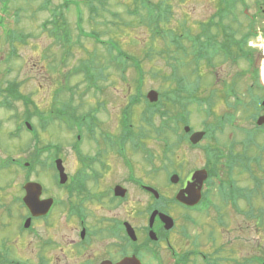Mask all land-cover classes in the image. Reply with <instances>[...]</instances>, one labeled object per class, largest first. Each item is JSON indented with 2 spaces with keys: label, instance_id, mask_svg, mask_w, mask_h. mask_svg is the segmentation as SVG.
I'll return each instance as SVG.
<instances>
[{
  "label": "flooded vegetation",
  "instance_id": "af4514ba",
  "mask_svg": "<svg viewBox=\"0 0 264 264\" xmlns=\"http://www.w3.org/2000/svg\"><path fill=\"white\" fill-rule=\"evenodd\" d=\"M240 58L246 59L233 56ZM224 94V115L215 116L212 103L204 128L181 135L177 146L187 143L194 151L177 161L163 136L164 103L147 105L143 127L136 129L129 117L117 120L119 134L98 135L100 120L95 125L90 119L89 127L81 118L72 160L62 158L63 176L51 164L15 172L22 177L19 195L0 200V264H264V247L248 256L236 246L246 244L240 242L249 223L259 235L264 222V122L258 123L264 116V73L237 71ZM151 108L158 111L153 118H161L159 152L147 151ZM195 131L206 134L192 144ZM46 170L53 171L49 183L34 177ZM29 181L41 184L38 199L48 205L43 212H32L24 202ZM185 190L195 204L177 199ZM14 210L16 229L7 233Z\"/></svg>",
  "mask_w": 264,
  "mask_h": 264
},
{
  "label": "rangeland",
  "instance_id": "374dc122",
  "mask_svg": "<svg viewBox=\"0 0 264 264\" xmlns=\"http://www.w3.org/2000/svg\"><path fill=\"white\" fill-rule=\"evenodd\" d=\"M163 1L170 5L172 13L159 27H155L140 24L138 16L129 12L134 8V0H72L73 5L69 7L63 6L64 0H51L48 7L47 0H0V101L8 99L6 103H10L9 106L3 102L0 104V167L5 168L0 170V200L7 195L8 198L19 195L22 177L17 175L16 179L15 172L24 174L25 171L10 159L30 158L36 149L47 145L57 147L55 144L64 146L60 157L70 159V146L76 140L77 131H69L68 125L60 120L53 121L44 129L41 126V116L47 120V117L61 112L62 105L73 104L78 116L87 118L89 127L92 125L90 119L95 125L100 120V126L95 127L94 133L100 135L105 131H115L119 134L121 126L117 120L121 118L129 116L136 129L142 126L139 122L148 105L147 94L156 90L161 103H164L166 148L171 153L175 152L177 161L184 151H194L187 143L175 144L184 134L180 115L189 116V124L196 129L204 128L203 122L212 119L204 111L206 107L200 108L195 98L213 96V112L220 117L225 113L224 84L228 78L243 69L256 68L264 73L263 56L258 51L253 56L254 67L247 59L234 61L222 56L215 58L211 67L203 60L196 66L191 54L192 37L201 31V22L209 23L215 16L217 0ZM89 3L94 5V10ZM57 5L70 29L68 44L59 37L50 22L53 18L51 8ZM246 10V15L256 18L257 27L264 28V0H243L238 3L234 16L225 21L238 29L236 37L247 33L249 19L244 14ZM80 15L82 28L87 32L85 35L78 27ZM95 32L108 43L104 45L95 41ZM222 36L219 35L220 40ZM178 44L186 46V49H178ZM120 52L125 56L120 57ZM124 66L125 69L122 68ZM176 73L185 78L181 83L185 89L183 105H173L166 97L168 90L178 88ZM197 82L200 85L195 94ZM11 83L19 86L24 100L11 96L8 91ZM167 111L176 119H168ZM26 120L37 129V137L23 127ZM160 121L161 118L156 116L150 120L149 126H145L149 135L147 151L163 149V136L156 129ZM168 124L173 129L168 128ZM52 154L53 151L48 150L43 153L46 165L51 163ZM52 174V170H46L42 176L35 173L34 177H43V181L49 183ZM161 182L164 183L163 178ZM261 205L264 213V203ZM222 206L224 213L232 215L229 207ZM8 221L10 225L5 231L11 233L18 221L16 210ZM236 221H232L231 226H237ZM247 230L243 234L246 238L240 242L246 244L236 246L244 247L248 256L254 251L261 253L258 248L264 247V222L259 235L252 232L253 223L248 224Z\"/></svg>",
  "mask_w": 264,
  "mask_h": 264
},
{
  "label": "trees",
  "instance_id": "16d2710c",
  "mask_svg": "<svg viewBox=\"0 0 264 264\" xmlns=\"http://www.w3.org/2000/svg\"><path fill=\"white\" fill-rule=\"evenodd\" d=\"M49 1L51 0H47V3H49ZM241 1L243 0H217L218 10L216 11V14H214L215 16L210 19L209 23L201 22V31L197 35H194L192 37L193 44H192L191 54L194 57L193 60L196 66H198V64H200L202 60L205 61L207 64H209V66H212L214 65L213 64L214 59L217 58L218 56H222L223 58H229L237 54L232 50V46L233 43L235 42H237V46H239L238 43L240 40L237 39L236 36H234V30L232 27L229 26L232 23H225V21L231 15L234 16L237 5ZM154 2L155 1L153 0H134V9L129 12L138 16V20L140 24L144 23L147 26L154 25L155 27H159L160 24H162L165 20L168 19V16L172 13V10L170 5L169 4L167 5L163 0L161 1L158 0L155 3ZM71 5H73L72 0H66L63 6L69 7ZM89 5H91L90 8L94 10V5L92 3H89ZM55 7L57 11L55 10V12L53 13V19H51L50 22L53 24V27H55V30H57L58 32L64 31L65 34H68L70 29L67 26V22L64 18V15L61 12V8L59 5ZM81 22H82V17L80 15L79 23H78L79 27ZM214 28H216L215 29L216 32L213 31ZM254 29H255V22L252 20L249 22V28L247 30V33L244 34V37L241 39V45L239 46L242 51L241 55L243 56L245 55L248 56L251 54L246 51L245 47L248 46L249 40L254 36L255 34ZM80 30L82 33L85 34L87 33L83 30V28H81ZM95 33L97 35L94 38L96 39V41H100L101 39L100 34L98 32ZM220 34H223L222 40L219 39ZM69 42H70L69 38H66L65 44H68ZM177 48L185 50L186 46L182 44H178ZM119 56L122 57L125 56V54L120 52ZM122 68L125 69L126 67L124 66ZM138 68L140 69V67ZM140 71L141 74H143V71L141 69ZM174 77L179 82L178 88L177 90L176 89L168 90L166 92L167 95L166 97L172 102L173 105H177V104L183 105L182 100L184 99L185 89H182L181 83L184 81L185 78L183 76L178 75V73H176ZM199 85H200L199 82H197L196 86H194L195 94L199 89ZM8 91L10 92L12 97L14 98L20 97L19 99L24 100V98H22V95L19 92V86L16 83H11ZM212 97L213 96L200 97V99L195 98V100L200 108L205 105H207L206 106L207 108L208 105L210 106L213 103ZM206 108H204V111L206 110ZM155 112H157V110L151 111V117ZM167 118L171 120L176 119L174 115L173 116L169 115V111H167ZM46 122L47 120H45L44 124L42 125L43 127H46L47 125ZM183 123H188V120H183ZM168 128L173 129V127L170 124H168ZM179 143H182L181 139L175 142L176 145ZM42 153L43 152L41 150H38L37 156L32 155L30 159H28L31 163V166L45 165V162H43L42 159Z\"/></svg>",
  "mask_w": 264,
  "mask_h": 264
},
{
  "label": "water",
  "instance_id": "95a60500",
  "mask_svg": "<svg viewBox=\"0 0 264 264\" xmlns=\"http://www.w3.org/2000/svg\"><path fill=\"white\" fill-rule=\"evenodd\" d=\"M149 99L154 102L158 100V92L156 91H151L148 95ZM263 120L260 119L259 122L261 123ZM186 131H190V127L187 126ZM204 132H195L194 134H192L190 140L192 141V143H198L204 136ZM57 166L61 169L60 173L63 176V164H62V160H58L56 162ZM63 182V180H62ZM41 185L35 182H29L25 185V189H26V196L24 197V201L27 204V206L30 208V210H32V212H43L45 209H47L48 205L46 203H40L39 202V194L41 193ZM187 192L189 191H182L177 195V199L186 202L188 204H195L197 202V200L193 199H188L185 196L187 195ZM40 210V212L38 210ZM167 220H171L169 219V217H165ZM29 221V220H28Z\"/></svg>",
  "mask_w": 264,
  "mask_h": 264
},
{
  "label": "built area",
  "instance_id": "2783aa9c",
  "mask_svg": "<svg viewBox=\"0 0 264 264\" xmlns=\"http://www.w3.org/2000/svg\"><path fill=\"white\" fill-rule=\"evenodd\" d=\"M261 46H262V49H263V51H264V40H263V43H262V45H261Z\"/></svg>",
  "mask_w": 264,
  "mask_h": 264
}]
</instances>
